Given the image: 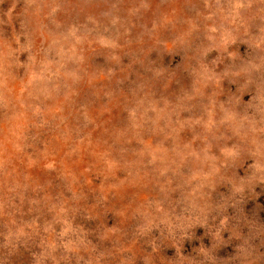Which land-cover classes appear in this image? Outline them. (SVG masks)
<instances>
[{"label":"rangeland","instance_id":"rangeland-1","mask_svg":"<svg viewBox=\"0 0 264 264\" xmlns=\"http://www.w3.org/2000/svg\"><path fill=\"white\" fill-rule=\"evenodd\" d=\"M0 264H264V0H0Z\"/></svg>","mask_w":264,"mask_h":264}]
</instances>
